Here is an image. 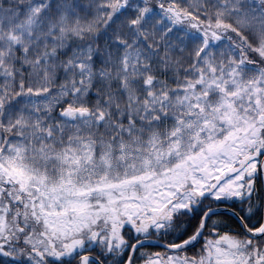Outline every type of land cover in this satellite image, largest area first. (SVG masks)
I'll return each instance as SVG.
<instances>
[{
    "label": "snow or ice",
    "instance_id": "obj_1",
    "mask_svg": "<svg viewBox=\"0 0 264 264\" xmlns=\"http://www.w3.org/2000/svg\"><path fill=\"white\" fill-rule=\"evenodd\" d=\"M0 264H264V0H0Z\"/></svg>",
    "mask_w": 264,
    "mask_h": 264
}]
</instances>
